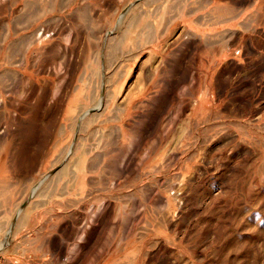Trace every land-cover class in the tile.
<instances>
[{"label":"rangeland","instance_id":"rangeland-1","mask_svg":"<svg viewBox=\"0 0 264 264\" xmlns=\"http://www.w3.org/2000/svg\"><path fill=\"white\" fill-rule=\"evenodd\" d=\"M0 264H264V0H0Z\"/></svg>","mask_w":264,"mask_h":264},{"label":"crops","instance_id":"crops-1","mask_svg":"<svg viewBox=\"0 0 264 264\" xmlns=\"http://www.w3.org/2000/svg\"><path fill=\"white\" fill-rule=\"evenodd\" d=\"M234 3V2H233ZM229 4V3H228Z\"/></svg>","mask_w":264,"mask_h":264}]
</instances>
